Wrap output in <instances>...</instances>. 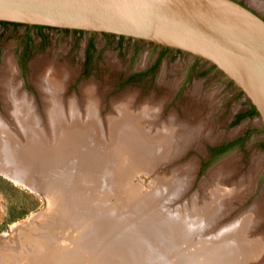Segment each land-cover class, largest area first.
<instances>
[{
	"label": "rangeland",
	"instance_id": "1",
	"mask_svg": "<svg viewBox=\"0 0 264 264\" xmlns=\"http://www.w3.org/2000/svg\"><path fill=\"white\" fill-rule=\"evenodd\" d=\"M237 1L248 5L264 16L263 0ZM8 53H11L16 64L18 78L24 90L34 99V106H36L34 109L38 112L42 111L44 106L41 92L32 80L33 64L41 59H48V65L63 63L70 65L75 71V75L66 89L68 96L75 95L82 98L81 85L93 83L92 86L94 89L96 87L98 94L99 92L102 94L99 112L105 119L112 115L117 117L116 120H121L126 116L125 114H128L127 107H129L128 94L133 91L136 92V104L154 98V101L163 105V109L158 107L163 119L172 110L176 111L181 119L192 120L196 117L199 127L195 131L194 140L183 152L180 151L178 157L159 162L157 157L151 160V157H154V154L158 152L155 149L150 158L148 156L143 160L139 158L127 160L124 152L119 151L117 153V158L120 161L119 167L105 172L106 174L100 169H95L99 176L102 175L98 189L95 190L105 191L109 195H114L118 190H125L126 193L122 192L118 195L120 211L123 214L131 212L130 216L135 218L134 220L142 221L148 227L147 229L155 232V235H160L158 239L161 242L170 245L169 252L173 251L183 256L184 259L191 260L190 262L194 258H198V261L202 262L207 252L213 253V250L216 249L225 253L236 249V253L233 254L235 255V264H264V220L253 222L250 225L251 228L245 231L246 235L248 233L251 238L262 237L260 256L256 255L254 250L252 252L250 246L253 244L250 246L245 244L246 241L252 242L249 241L248 236L242 239V237H238L237 231H232L230 234H237L238 244H235L231 238L221 240L223 236L218 237L215 234L220 230V227L223 229L230 226L229 223L239 217L241 209L253 205L255 200L262 196V192L264 194V173L257 174L253 192L248 195L249 197L246 196L248 198L245 197L243 202L237 198L231 204L223 205L220 202L221 206H218L217 203H212L213 192H211L212 195L203 197L206 196L205 191L201 193L199 189L201 182L205 181L204 179L208 177L212 168L228 157H234L235 164H238L237 170L240 169L236 171L235 177L239 178L242 174H246V182H252L253 178H250L249 172L256 156L260 155L255 151L259 149L258 144L264 142V131H261L253 135L252 144L247 145L242 151L233 148L222 156L214 159L208 158V150L216 147L217 144L235 137L238 133H243L247 128L262 130L263 127L259 115L249 116L235 122V116L249 109L252 103L221 70L193 54L173 48L166 49L143 39L122 37L110 33L0 23V71ZM174 82H177L178 86ZM197 84L200 85L198 98L192 94ZM210 93L213 95H211L212 100L209 97ZM127 95L128 97H126ZM117 99H120V105L127 106L122 109V112H118L116 107H113L114 100ZM158 103L155 104L158 105ZM6 106L0 94V128L5 130L4 134L0 135L11 144L15 143L14 145L21 152L31 150L32 142L27 141L24 137L19 129L21 126L16 124V117L11 115ZM132 116L130 118L135 117ZM89 119L88 117L84 118V123L78 120V123H74L72 127L90 130L88 136H93L98 140L103 145V150L110 154L115 148L114 139L112 140L110 137L108 140H101V132L108 136L107 132L105 133V128L98 126L94 120L88 125ZM73 120L75 121L76 118L74 117ZM143 126L151 128L147 124ZM122 128L133 130V126L129 124H125ZM39 136L45 141L43 136ZM53 141L47 140V144L50 145ZM57 145L54 144V147ZM2 153L8 154L9 158L14 156L13 163L15 164L16 161L22 162L23 166L36 163L29 156L20 157L19 154L11 153L0 147V159H2V161L0 160V264H68L67 261L70 264L79 262L82 264L145 263L146 257L127 260V262L118 258L105 243L98 242L97 234H93L91 227H84L83 221L89 215L78 212V218L73 217L72 213L78 209L75 202L78 198L84 197L85 193L79 190L78 181H68L66 176L68 173H51L52 176L47 179L48 181L41 185L36 179L37 176L45 173H21L18 166L5 161L4 157L6 156ZM128 153L130 154V152ZM66 158L67 156L63 155L53 159L54 161H64ZM263 160L264 157L260 159L262 165L264 164ZM191 161L196 163L191 172L193 183L191 185L186 183L189 187L179 198L181 202H188L194 196L199 204L211 205L207 209L195 210V216H184L181 219L184 220L183 223H187V220L194 221V224L189 225L190 227L187 226L192 232L187 230L189 232L185 231L184 234L183 232L176 233V230L174 232L165 231L163 228L166 227L159 222L161 215H157L155 218L150 213L151 209L142 207L144 202L137 201L140 198L159 196L153 210L162 213L171 220L177 217L178 214H174V210L168 206L169 204L166 206L162 204L172 194L173 188L163 192L160 190V181L170 180L177 173L175 172L177 169L184 172L189 171L187 168ZM184 164L188 166L182 167ZM83 184L86 185V189L91 185V182L84 181ZM107 186L108 188L104 190ZM127 197H133L130 198L132 204L129 203L132 206L128 204ZM178 203H180L179 200ZM218 207L220 210H217ZM213 215H219V218L210 222L209 217ZM155 219L157 224L154 225L152 220ZM92 240H96V244L91 245L90 241ZM161 242L150 243L154 248L161 250L163 245ZM208 242L211 245L207 244ZM215 242L219 243L213 247L212 243ZM101 244L105 246L106 254H102L99 249ZM52 248H55L53 251L57 257L51 253Z\"/></svg>",
	"mask_w": 264,
	"mask_h": 264
},
{
	"label": "bare ground",
	"instance_id": "2",
	"mask_svg": "<svg viewBox=\"0 0 264 264\" xmlns=\"http://www.w3.org/2000/svg\"><path fill=\"white\" fill-rule=\"evenodd\" d=\"M262 6L264 7V0L262 1ZM47 60L48 59H41L39 62L37 61L33 64L32 80L41 92L44 106L43 110L38 112L34 109V107H36L34 106V99L24 90L22 83L18 78L16 64L11 53L6 54L5 56L3 67L0 71V94L11 115L13 114L14 118L16 117L17 126H21V128H18L21 129V132L27 141L32 143L31 150L21 152L14 145V142H12L14 144H11L10 141L5 140L2 135H0V147L9 150L11 153H17L20 157L29 156V158L36 161V163L23 166L21 164L22 162L16 161L15 164L13 163L14 156L9 158L8 154L2 153L6 156L4 157L5 161L18 166L21 173H45L37 176L36 180L41 183V185L48 181L47 179L52 176L51 173H68L66 175L68 181H78V188L85 193V196L76 200L75 203L78 209L72 213L73 217L77 219L78 212H83L86 215H89V217L87 216V219L83 221L84 227H91L90 229L93 230V234H97L96 238L98 242L105 243L115 256L126 262L127 260H138V258L146 257L147 260L144 264H235V255L233 254L236 253V249L230 250L228 253L217 249L213 250V253L207 252V255L204 256L205 258L202 259V262L198 261V258H194V260L190 262L191 260L188 261L187 259H184L183 256L176 254L173 251L169 252L170 245L161 242L158 239V237H160L159 234L155 235V232L147 229L148 227H146L142 221H138V219L134 220L135 218L130 216L131 212L123 214L120 211L121 206L119 204L118 195L122 192L126 193L125 190H118L114 195H109L105 191L100 192L95 190L98 189L99 182L102 179V175L99 176L95 172V169H100L105 173L107 171L109 172L111 169L119 167L120 161L117 158V153L119 151L124 152L127 160L138 158L143 160L148 156L150 158L155 152V149H157L158 152L156 151L157 153L154 154V157L152 156L153 158L151 157V160L157 157V161L159 162L178 157L180 151L183 152L193 142L196 134L195 131L199 127L198 119H195L196 117L193 119L191 118L192 120L181 119L179 114L174 110L163 119L162 116H160V108H162L163 105L161 106L158 102L154 101V98H151V100L147 102L144 101L136 104L137 97L136 92L134 91V93H127L129 97L128 95L126 96L129 98V102H127L129 103V107L126 105H120V99H117L116 101L114 100L115 103L113 104V107H116L115 109L118 112H122V109L127 107L129 115L125 114L126 116L122 117L121 120H116L117 117L112 115L105 119L99 112V102L100 104L102 103V94L100 92L98 94L96 87L94 89L92 86L93 83L90 82L91 84L84 83L81 85L80 90L82 92V98H78L79 96L76 97L75 95L68 96L66 89L73 79L75 71L70 65L68 66L63 63H53L48 65L49 61ZM177 84L178 83L176 82L175 85ZM199 91L200 85L197 84L192 93L194 97L199 95ZM211 95L212 94L210 93V98L213 96ZM155 103H158V105ZM158 107H160L159 110ZM132 115L135 117L130 118V116L133 117ZM74 117L76 118L75 121L73 120ZM87 117L90 118L88 125L94 120L97 122L98 126L105 128V133L107 132L108 136H105L101 132V140H108L110 137L112 140L114 139L115 148L110 154L103 150V145L99 143L98 140L93 136H88L90 130L72 127L74 126V123H78V120L84 123V118L87 119ZM72 120L73 122H71ZM125 124L133 126V130L122 128ZM144 124L149 125L151 128H145L143 126ZM4 132V128H0V134H4ZM204 132L206 133V131ZM39 135L43 136L45 141ZM47 140L54 141L49 145L47 144ZM54 144H58L57 147H54ZM153 146L157 148H154ZM128 152H130V154ZM63 155L67 156L64 161H54V157H60ZM228 158L214 166L211 172L208 173V177L204 179L205 181H202L203 183L201 182V188L199 187L201 193H204L203 191H205L206 196L203 197L210 196L212 195L211 192H213L212 203H217L218 206H221L220 202H222L223 205L231 204L233 200L237 198H239L240 202H243L244 198L253 192L252 189H254L256 184L255 178L263 168L260 163L261 157H257L259 162L255 161L256 167L249 172V176L251 179L253 178V180L248 183L246 182V174H242L239 178L235 177V174L237 173L236 171L240 169L237 170L238 164H235L234 157ZM19 159L22 160V158ZM0 160L2 161V159ZM194 164H196L194 161H191L188 164L190 167V169L189 167L187 168V170H189L187 171L188 173L181 169H177L175 171L177 173H175L170 180L160 181V190H163V192H167V190L173 188L171 191L172 194L169 195L167 201L162 204L165 206L169 204L168 206L170 208L172 207L174 214H178L174 219H168L162 213H157L153 210L155 204L159 200V196L140 198L137 201L144 202L142 207L151 209L152 211L150 213L152 216L154 215L155 217L161 215V220L159 222L166 227L163 228L165 231L174 232V230H176V233H184L185 231L190 230L187 226L194 224V221L187 220V223H183L182 221L184 220L181 219L184 216H195V210L200 211V209H207L211 205H205V203L199 204L197 198L194 196H192L188 202H181L179 198L184 193L185 189L193 183L191 172L195 166ZM188 165L184 164L182 167ZM84 181H90V187L88 186L85 189L86 185L83 184ZM186 183L189 185H186ZM106 188H108V186L105 187L104 190ZM198 197L201 198V196ZM130 198H126L128 204H132ZM178 200L180 203H178ZM174 203L177 204L173 205ZM129 205L127 206L128 208ZM217 210H220V207H218ZM181 213L183 214L181 215ZM204 213H207V211H204ZM238 216L239 217L236 218L235 221L229 223L231 224L230 226L223 229L220 227V230L215 232L218 237L223 236L221 240L231 238L235 244H238L236 240L237 234H230L232 231H237L239 234L238 237L240 236L243 239L245 236H248V233L246 235L245 231L248 228H251L250 225L253 222L264 220L263 192L262 196L256 199L253 205L241 209ZM209 218L211 220L209 221L212 222V220L219 218V215H213ZM156 221V219L152 220L154 225L157 224L155 223ZM190 232H192V230H190ZM248 238L249 241L252 242L246 241L245 244L248 246L253 244L254 247L250 246L252 252L254 250L256 255L260 256L263 243L262 237L251 238L248 236ZM150 242L154 244L161 242L163 244L162 249L158 250L154 248ZM217 243L219 242L212 243V246H217ZM90 244H96V240L90 241ZM207 244L211 245L209 242ZM54 249L55 248H52L50 251L54 257H57L55 251H53ZM99 249H101L102 254H106L105 246L103 244L99 245ZM243 250L245 251V249ZM166 256H169L170 260ZM67 263L70 264L68 261ZM77 264L82 263L79 262Z\"/></svg>",
	"mask_w": 264,
	"mask_h": 264
},
{
	"label": "water",
	"instance_id": "3",
	"mask_svg": "<svg viewBox=\"0 0 264 264\" xmlns=\"http://www.w3.org/2000/svg\"><path fill=\"white\" fill-rule=\"evenodd\" d=\"M0 21L143 39L221 70L264 127V18L237 0H0Z\"/></svg>",
	"mask_w": 264,
	"mask_h": 264
},
{
	"label": "flooded vegetation",
	"instance_id": "4",
	"mask_svg": "<svg viewBox=\"0 0 264 264\" xmlns=\"http://www.w3.org/2000/svg\"><path fill=\"white\" fill-rule=\"evenodd\" d=\"M262 17L264 18V16H262ZM165 48H167V47H165ZM168 49H169V47H168ZM253 115H259V113L257 112L256 108L253 105H251L249 109H246V110L238 113L235 116V122H238V121L242 120L243 118H246V117H249V116H253ZM258 123H259V120H258ZM239 129H237V130L239 131ZM238 131H237V133H238ZM261 131L262 132L264 131V127H262V130L261 129H254V128H252V129L251 128H249V129L247 128L243 133H241V134L238 133L235 137H233V138H231L229 140L223 141V142L217 144L216 147L211 148L210 150H208V158L214 159L216 157L222 156V155L230 152L233 148L234 149H239V150L242 151V149H245L247 147V145H251L252 144L253 135L257 134V133H260ZM258 146H259V149H256V151H255L258 154L260 153L259 156H256L255 161H257V162H258L257 157H261V158L264 157V152H263L264 151V142L259 143ZM255 161L253 163L252 168L256 167L255 166L256 165ZM262 167L263 168L260 170L261 172H259V173H264V164L262 165ZM250 172H251V170H250Z\"/></svg>",
	"mask_w": 264,
	"mask_h": 264
},
{
	"label": "trees",
	"instance_id": "5",
	"mask_svg": "<svg viewBox=\"0 0 264 264\" xmlns=\"http://www.w3.org/2000/svg\"><path fill=\"white\" fill-rule=\"evenodd\" d=\"M0 23H2V24H14V25H24V24H21V23H17V22H8V21H0ZM26 26H28V27H38V28H44V27H47V26H42V25H27V24H25ZM66 30H69V29H66ZM75 31H83V30H75ZM122 37H124V36H122ZM166 49H168V47L166 48Z\"/></svg>",
	"mask_w": 264,
	"mask_h": 264
}]
</instances>
